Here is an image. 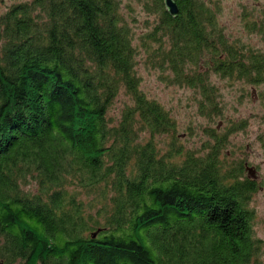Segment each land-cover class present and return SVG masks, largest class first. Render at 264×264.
I'll return each instance as SVG.
<instances>
[{
	"label": "trees",
	"instance_id": "16d2710c",
	"mask_svg": "<svg viewBox=\"0 0 264 264\" xmlns=\"http://www.w3.org/2000/svg\"><path fill=\"white\" fill-rule=\"evenodd\" d=\"M135 1L154 15L139 44L121 12L131 0H16L0 13L2 263L256 262V183L220 157L245 122L210 129L205 149L161 146L175 119L140 88L136 66L142 47L213 119L222 105L211 75L263 83L264 48L226 32L218 0H175V17L163 0ZM257 11L238 17L264 44Z\"/></svg>",
	"mask_w": 264,
	"mask_h": 264
},
{
	"label": "rangeland",
	"instance_id": "374dc122",
	"mask_svg": "<svg viewBox=\"0 0 264 264\" xmlns=\"http://www.w3.org/2000/svg\"><path fill=\"white\" fill-rule=\"evenodd\" d=\"M13 1L16 0H4L0 4V13ZM218 1L222 6L220 22L225 25L226 32L232 36L241 35L246 42L264 48L259 36L249 35L243 30L238 17L242 6L258 10L257 12L264 16V0ZM131 3V11L122 7L121 12L135 31L134 41L139 44L140 35L151 26L154 15L144 11L135 0H131ZM139 52L136 70L140 76V88L148 96L157 99L176 123L174 137L173 134L156 137L161 146L165 147L173 140L183 149H205L204 147L214 140L209 136L210 129L214 128L218 135H222L232 122H245L242 129L227 132L220 157L228 166L241 162L245 175L249 174L246 166L253 169V174L249 176L255 181L256 190L252 193L249 204L254 209L252 227L255 236L260 239V247L256 262L251 264H264V82L253 86L240 80L212 74L211 81L218 88L222 113L209 119L199 113L195 96L197 93L192 88L165 81L161 70L150 64L149 57L142 47ZM126 99L121 92L111 106L109 114L117 117L123 100Z\"/></svg>",
	"mask_w": 264,
	"mask_h": 264
},
{
	"label": "water",
	"instance_id": "95a60500",
	"mask_svg": "<svg viewBox=\"0 0 264 264\" xmlns=\"http://www.w3.org/2000/svg\"><path fill=\"white\" fill-rule=\"evenodd\" d=\"M163 3H164V7H165V10L173 17H175L177 14H178V6H177V3L175 2V0H163ZM249 175H252V167L250 166H247L246 167ZM97 233V231H94L92 233V236H95Z\"/></svg>",
	"mask_w": 264,
	"mask_h": 264
},
{
	"label": "flooded vegetation",
	"instance_id": "af4514ba",
	"mask_svg": "<svg viewBox=\"0 0 264 264\" xmlns=\"http://www.w3.org/2000/svg\"><path fill=\"white\" fill-rule=\"evenodd\" d=\"M0 264H4V263H2V262H1V260H0ZM11 264H19V262H18V261H16V262H14V263H11Z\"/></svg>",
	"mask_w": 264,
	"mask_h": 264
}]
</instances>
